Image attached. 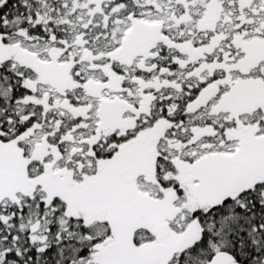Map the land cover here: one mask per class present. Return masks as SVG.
<instances>
[{
    "label": "snow or ice",
    "instance_id": "6c2138e0",
    "mask_svg": "<svg viewBox=\"0 0 264 264\" xmlns=\"http://www.w3.org/2000/svg\"><path fill=\"white\" fill-rule=\"evenodd\" d=\"M0 264H264V0H0Z\"/></svg>",
    "mask_w": 264,
    "mask_h": 264
}]
</instances>
